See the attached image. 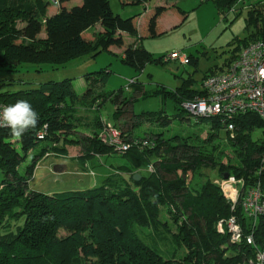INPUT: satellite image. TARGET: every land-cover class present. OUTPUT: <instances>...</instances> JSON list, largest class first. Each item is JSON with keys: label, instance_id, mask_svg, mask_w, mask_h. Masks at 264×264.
Wrapping results in <instances>:
<instances>
[{"label": "trees", "instance_id": "trees-1", "mask_svg": "<svg viewBox=\"0 0 264 264\" xmlns=\"http://www.w3.org/2000/svg\"><path fill=\"white\" fill-rule=\"evenodd\" d=\"M53 1L0 0V73L18 72L25 63L62 67L86 55L96 57L111 48H123L121 61L140 76L153 62H171L164 61L165 57L155 60L142 41L161 35L159 22L170 10L180 20L187 19L186 12L175 3L178 0H167V5L172 3L170 7L150 10L148 0H123L145 7L146 20L139 31V16L125 19L115 15L108 0H83L69 9L65 7L68 0H57V4ZM240 1L213 0L225 19L231 12L238 13ZM52 4L59 10L49 14ZM247 10L251 15L249 25L257 27V34L233 52L220 73L207 75L204 82L227 72L248 45L264 41V14L253 5ZM19 20L24 26L18 27ZM98 25L100 33L95 31ZM43 31L46 37L40 38ZM124 34L137 39L126 46ZM100 73L105 72L97 73L96 78L86 76L88 86L83 96L77 93L72 79L42 83L34 90L0 93V103L8 106L27 100L39 114L37 126L20 137L0 128V264H246L264 246V216L254 225L240 216L239 208L244 238L252 236L254 243L244 240L232 244L228 234L217 230L221 220L235 214L220 184L229 174L239 183L240 197L252 189H259L264 196V130H260L261 135L257 132L264 129V120L251 113L233 118L193 117L196 124L208 121V128L186 137L165 138L163 133L152 131L151 139L137 137L135 127L153 122L166 125L170 118L164 110L140 115L131 110V121L127 122L129 111L125 107L135 98L124 97L119 104L122 89L99 93L109 72L98 76ZM138 76L128 87L136 85L142 98L161 93L174 103L181 118L188 113L183 105L204 95V82L197 90L191 78L176 91L162 88L151 94L138 87ZM97 97L118 105L112 124L132 146L126 153L116 152L101 141L100 133L93 131L79 138V157L121 154L129 161V165L117 168L122 176L112 175L102 185L83 191H37L32 180L39 162L51 151L58 157L67 152L66 141L73 143L87 123L74 111L71 101L77 98L86 104ZM45 126L48 135L43 141L48 145L32 156L43 142L37 134ZM206 133L208 137L203 138ZM140 140L148 141V145ZM23 164L26 167L22 172ZM149 166L153 171L148 170ZM205 170H218L220 182L215 183ZM136 174L141 175L139 181L134 180ZM170 220L178 224L176 231L169 226ZM62 232L68 234L62 236Z\"/></svg>", "mask_w": 264, "mask_h": 264}, {"label": "rangeland", "instance_id": "rangeland-1", "mask_svg": "<svg viewBox=\"0 0 264 264\" xmlns=\"http://www.w3.org/2000/svg\"><path fill=\"white\" fill-rule=\"evenodd\" d=\"M62 2L63 0H58ZM83 0H68L65 4L66 8H72L82 4ZM111 9L115 15H120L122 18H130L144 16L143 5L126 4L123 0H108ZM159 0H148L147 8H155ZM165 5L167 0H164ZM57 2L56 1H53ZM177 6L187 14V19L182 21L176 18L173 11H170L159 22L161 26V35L153 38L144 39L142 41L143 47L149 51L155 60H163L173 52H179L190 57L192 62L189 65L182 66L177 61L167 63L153 62L146 66L144 72L138 74L131 67L125 65L121 61L123 48H111L110 51H104L101 54L93 57L86 55L84 57L73 60L62 67H53L49 64H23L18 72H1L0 93L17 92L22 90L38 89L42 83L47 82H61L66 79H72L75 89L80 96L85 94L88 83L86 76L92 74V78H96L99 72H109L107 81L103 89L99 93H106L107 91L123 90L122 97L119 98L118 103L122 102V98H135L132 105H127L125 108L128 114L125 115L126 121L130 122L131 110L135 114H142L144 112H153L164 110L166 117L170 118L166 125L157 122L141 124L135 127L137 137L151 139L150 132L163 133L165 138H173L174 136H191L199 130L208 128V121H202L196 124L195 119L188 113H184V119L177 116V111L174 103L166 99L161 93L156 96L142 98L141 94L136 92L135 86H129L131 79L137 78L138 87H144L148 93H156L162 88L168 91H176L180 88L185 80L191 78L195 89L201 90L204 79L211 73H220L221 69L226 67V63L231 59L233 52L243 47L244 43L257 34V27L249 25L251 19L250 8L253 5L254 9L259 10L264 14V0H241L237 7V12H231L227 19L218 12L213 0H178L175 2ZM247 8H244V6ZM59 10L58 6L50 7L49 14H53ZM241 11V13H240ZM145 23L146 15L142 17ZM141 18V19H142ZM24 22L18 21V27L24 26ZM144 25V24H143ZM143 27V26H142ZM139 29H142L139 27ZM97 33H100L101 26L95 28ZM46 33L43 31L40 38H45ZM137 38L126 35V46ZM166 61V60H164ZM105 73H100L103 76ZM94 74V75H93ZM99 100L100 104L96 101ZM74 111H77L78 116L82 120H86L93 131H97L102 136V130L109 123L114 121V113L117 106L111 100H104L103 98H96L85 104V101L77 98L71 101ZM124 108V107H123ZM129 119H128V118ZM190 119L188 121L187 119ZM124 127V126H123ZM122 127V128H123ZM127 125L125 126V128ZM80 128V127H79ZM124 131L127 132V129ZM80 129H83L81 126ZM102 129V130H101ZM259 129L257 131L262 134ZM123 133V132H122ZM76 138L71 141L64 142L66 151L58 157L54 152H49L43 161L39 162L33 180L32 187L37 191L55 194L64 191H83L92 189V187L100 185L104 181V173L110 170L111 167L118 168V166L129 165V161L121 154L110 153L107 156H102L101 159L97 157L91 158L89 161L90 171L96 175V180L89 175H84V168L78 158L79 138L87 137L82 132H78ZM125 134V133H124ZM208 133L203 134V138L208 137ZM76 139H78L76 141ZM102 141V140H101ZM48 145V141L40 142L39 145L32 151V156L36 155L39 150ZM79 150V151H78ZM30 161V160H29ZM28 161V162H29ZM63 163L67 166L64 173L58 172L54 168L55 163ZM53 164V166H52ZM26 164H23L21 171L25 170ZM110 167V168H109ZM109 172V171H108ZM218 170H205L206 175L210 176L215 183H219ZM0 171V179H2ZM97 183V184H95ZM236 190L239 188L234 186ZM233 188H229V192H233ZM228 191V190H227ZM168 219V215L164 216ZM171 229L176 231L178 224H173L172 220L169 222ZM147 233V231L145 232ZM66 236L65 232L61 233ZM162 245L167 247L168 244L165 239H161ZM226 245L223 246L225 248ZM250 258L247 263L251 260ZM246 263V264H247Z\"/></svg>", "mask_w": 264, "mask_h": 264}, {"label": "built area", "instance_id": "built-area-1", "mask_svg": "<svg viewBox=\"0 0 264 264\" xmlns=\"http://www.w3.org/2000/svg\"><path fill=\"white\" fill-rule=\"evenodd\" d=\"M165 60L178 61L182 65L189 64V57L179 52H173ZM133 83L134 80H131L130 84ZM203 91V97L183 105V108L194 118L211 116L233 118L240 114L251 113L264 120V41L251 43L244 48L227 72L210 77L204 82ZM6 106L0 103V110ZM225 122L223 119V123ZM47 129L48 127L45 126L38 132V140H45L48 135ZM229 130H234V127L229 126ZM103 131L100 139L104 144L113 147L116 152L126 153L131 149L132 145L127 142L122 131L112 123L107 124ZM139 142L148 145L146 140ZM148 170L153 171V167L149 166ZM238 184L234 178H228L220 184L235 214L228 220H221L217 230L221 234H228L232 244H242L246 240L251 245L254 243L253 237L244 238L237 211L240 208V216L249 218L254 225L257 224L264 216V196L259 189H252L246 196L240 197V190L234 187H238ZM233 187V192H229V188ZM247 264H264V246L257 250L256 255Z\"/></svg>", "mask_w": 264, "mask_h": 264}, {"label": "clouds", "instance_id": "clouds-1", "mask_svg": "<svg viewBox=\"0 0 264 264\" xmlns=\"http://www.w3.org/2000/svg\"><path fill=\"white\" fill-rule=\"evenodd\" d=\"M39 114L27 100H19L0 110V127L11 130V134L20 137L31 128H35Z\"/></svg>", "mask_w": 264, "mask_h": 264}, {"label": "crops", "instance_id": "crops-1", "mask_svg": "<svg viewBox=\"0 0 264 264\" xmlns=\"http://www.w3.org/2000/svg\"><path fill=\"white\" fill-rule=\"evenodd\" d=\"M163 2H165L164 0H159L158 2H157V5L156 6H164L165 5V3H163ZM167 4V3H166ZM172 5V3H170L169 5H168V7H170ZM171 11V10H170ZM170 11H168L167 13H169ZM166 13V14H167ZM174 13V12H173ZM174 15H175V13H174ZM145 16V15H144ZM144 16H142V17H144ZM166 16V15H165ZM141 17V18H142ZM175 17L176 18H178L176 15H175ZM141 18H139V20H138V29H139V27L140 28H142V26H143V24H144V20H143V18L141 19ZM139 31H141V29H139ZM124 36L126 37V34H124ZM79 132L81 133H83V134H85L86 136H90V134L93 132V128L91 127V126H89L88 124H86L85 126H83V129H80L79 130ZM79 151V150H78ZM80 152V151H79ZM81 153H78V158H80L79 156H81L80 155ZM97 158H99V159H101V157L102 156H96ZM88 160H90V159H86V158H80L79 159V161L81 162V164H82V166H83V168H84V171H86V172H83L84 173V175H89L90 177H92V178H96V175H95V173L94 172H92V171H90V168H89V161ZM52 166H53V164H52ZM119 167V166H118ZM54 168H56V170L58 171V172H60V174L61 173H64L66 170H67V166L66 165H64L62 162L61 163H55L54 164ZM110 168V167H109ZM109 171V172H108ZM108 171H106L105 173H104V181L106 180V179H108L110 176H112V175H118V176H122V174L120 173V171H118L117 170V168H113V167H111L110 168V170H108ZM123 174H125L124 172H123ZM124 177H125V175H124ZM103 181V182H104ZM95 182H97L98 183V181L95 179ZM102 182V183H103ZM97 183H95V184H97ZM102 183L100 184V185H102ZM100 185H97V186H94V187H92V188H95V187H98V186H100ZM64 192H67V191H64Z\"/></svg>", "mask_w": 264, "mask_h": 264}, {"label": "water", "instance_id": "water-1", "mask_svg": "<svg viewBox=\"0 0 264 264\" xmlns=\"http://www.w3.org/2000/svg\"><path fill=\"white\" fill-rule=\"evenodd\" d=\"M62 145H63V142H62ZM228 178H229V174H225L224 175V179H228ZM140 179H141V175L140 174H136L134 176V180L139 181Z\"/></svg>", "mask_w": 264, "mask_h": 264}]
</instances>
